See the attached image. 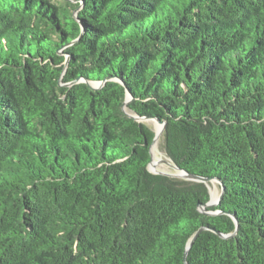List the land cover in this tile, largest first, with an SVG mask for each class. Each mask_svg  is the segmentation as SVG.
<instances>
[{
	"label": "trees",
	"instance_id": "obj_1",
	"mask_svg": "<svg viewBox=\"0 0 264 264\" xmlns=\"http://www.w3.org/2000/svg\"><path fill=\"white\" fill-rule=\"evenodd\" d=\"M0 264H264V0H0Z\"/></svg>",
	"mask_w": 264,
	"mask_h": 264
},
{
	"label": "water",
	"instance_id": "obj_2",
	"mask_svg": "<svg viewBox=\"0 0 264 264\" xmlns=\"http://www.w3.org/2000/svg\"><path fill=\"white\" fill-rule=\"evenodd\" d=\"M90 86L92 88H99L101 86L100 83L98 84H92L90 83ZM131 100V96H130V93L128 92V96H127V100H126V104ZM128 115L130 117H133L139 121H143V120H147L149 118H144V117H140L138 115H135V114H132V113H129L127 112ZM157 123L161 124L162 127H161V131L158 133L156 131V137H155V140L152 144V147H151V154H152V160L150 162V165H149V169L150 171L151 170V165L153 164L154 162V152H153V147L154 145L156 144V142L158 141V139L160 138V136L164 133V130L166 128V122L165 121H160V120H156ZM175 167V169L178 171L176 173H168V172H165V171H162V170H159L157 172H153V173H157V174H163V175H167V176H170V177H174V178H182V179H187V180H190V181H196V182H203V183H206L210 189V186H209V183L211 182H217L219 183V185L221 186V194H220V197L218 199L217 202H212V192H211V189H210V193H211V199L208 203L204 204V205H200V210L206 214H221L222 211H210L208 210L209 207H212V206H215L217 204H219L223 198V195H224V188L222 187V183L220 182L219 179L217 178H213V177H203V176H200V175H197V174H192V173H189L188 171L182 169L180 166H178L177 164L174 163L173 165ZM237 225H238V222H236ZM205 229H208V227H201L198 232L191 238V240L189 241V244H188V247H187V250H186V257L188 255V252H189V249L191 248L193 242L195 241V239L197 238V236L200 234L201 231L205 230ZM236 233V232H235ZM234 233V234H235ZM222 237H229L231 236L232 234L230 235H224L222 233H219Z\"/></svg>",
	"mask_w": 264,
	"mask_h": 264
},
{
	"label": "rangeland",
	"instance_id": "obj_3",
	"mask_svg": "<svg viewBox=\"0 0 264 264\" xmlns=\"http://www.w3.org/2000/svg\"><path fill=\"white\" fill-rule=\"evenodd\" d=\"M149 125L155 131H158L157 130V127L158 126L162 127V125L159 124V123H157V122H149ZM155 145L157 147V155L161 156V158H163V160L165 159V161L164 162L163 161H159L158 164L156 165V167H153L154 165H151V167H150L151 170L153 172H157L159 170H162V171H165V172H168V173H176V172H178L175 169V167L173 166L174 165L173 161L168 157V155L166 154V151L164 150V138H163V134L160 136V138L158 139V141L156 142ZM209 186H210V189L211 190H214L215 196H218L217 199L215 200L217 202L218 199H219V197H220V194H221V186L217 182H211V183H209ZM211 192H213V191H211Z\"/></svg>",
	"mask_w": 264,
	"mask_h": 264
},
{
	"label": "bare ground",
	"instance_id": "obj_4",
	"mask_svg": "<svg viewBox=\"0 0 264 264\" xmlns=\"http://www.w3.org/2000/svg\"><path fill=\"white\" fill-rule=\"evenodd\" d=\"M150 122H154V121H150ZM160 126L157 127V132L159 133L161 131V127L159 128ZM153 152H154V162L152 165H154L153 167H156V165L158 164L159 161H165V159L163 160V158H161V156L157 155V147L156 145L153 147ZM170 163V162H169ZM160 164V163H159ZM213 191L212 193V202H216L215 200L217 199L218 196H215V192L214 190H211Z\"/></svg>",
	"mask_w": 264,
	"mask_h": 264
}]
</instances>
